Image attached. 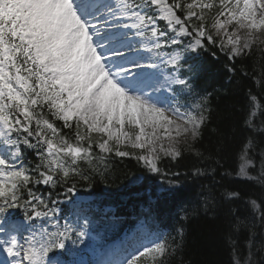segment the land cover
<instances>
[{
	"label": "snow or ice",
	"instance_id": "6c2138e0",
	"mask_svg": "<svg viewBox=\"0 0 264 264\" xmlns=\"http://www.w3.org/2000/svg\"><path fill=\"white\" fill-rule=\"evenodd\" d=\"M216 50L233 65L254 50L264 59V0H0V264H79L66 258L89 246L92 221L77 178L91 183L110 156L156 175L163 159L203 157L195 145L211 93L197 80L203 54L215 58ZM252 78L264 87V66ZM248 99L249 134L235 172L224 175L264 189V104L251 91ZM180 189L169 180L162 192ZM241 198L210 189L202 207L215 215L230 206L232 264H264V197L247 198L243 218L231 207ZM241 231L248 233L243 249ZM183 241V227L176 236L145 231L108 249L99 264H170Z\"/></svg>",
	"mask_w": 264,
	"mask_h": 264
},
{
	"label": "trees",
	"instance_id": "16d2710c",
	"mask_svg": "<svg viewBox=\"0 0 264 264\" xmlns=\"http://www.w3.org/2000/svg\"><path fill=\"white\" fill-rule=\"evenodd\" d=\"M257 56L258 53L254 50L252 56L237 59L233 65L225 55L217 54L215 59L208 58L203 63L197 87L202 92L211 93L208 121L195 145L203 153V157L197 158L188 152L176 161L163 159L159 163L162 172L166 173V178L161 180V184L166 186L169 180H178L181 184L178 193L166 196L162 202L163 206H153L148 213L155 220H163L175 212L174 222L167 219L165 223L172 231L175 229L174 232L179 227L184 229L183 248L171 259L170 264H232L231 248L226 239L230 221L227 210L230 206L220 205L215 210V215L212 212L205 213L202 207L203 198L210 189L217 195L225 188L239 191L242 198L231 207L235 208L242 218L250 215L246 205L247 198L259 201L264 197V189L259 185L224 175L225 170L235 172L236 151L249 134L243 124L248 111L249 91L264 104V87H257L252 78L258 75L261 66H264V59L257 60ZM229 67L235 69L232 74L228 70ZM245 72L249 75H245ZM196 168L208 169V174L196 176L193 174ZM174 173L179 175H173ZM142 174L145 175V181L140 187L148 186L153 194L160 186L156 184L159 176H147L140 163L134 159L109 157L107 170L102 175L91 174V183H85L78 178L77 187H89L99 193L106 189L117 190L122 187L126 194L120 191L119 195L129 197L131 191L136 188L129 187L128 183L136 181ZM143 202L147 204V201ZM136 206L141 209L146 205L139 201ZM194 209L199 210L193 211ZM184 212L188 213L187 220L180 218ZM247 238V231H241V249Z\"/></svg>",
	"mask_w": 264,
	"mask_h": 264
}]
</instances>
